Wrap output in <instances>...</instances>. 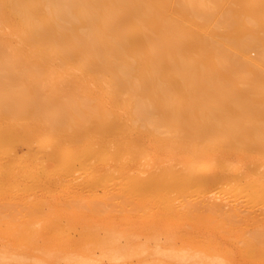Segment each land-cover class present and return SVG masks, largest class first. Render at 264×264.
<instances>
[{
  "label": "bare ground",
  "instance_id": "1",
  "mask_svg": "<svg viewBox=\"0 0 264 264\" xmlns=\"http://www.w3.org/2000/svg\"><path fill=\"white\" fill-rule=\"evenodd\" d=\"M0 264H264V0H0Z\"/></svg>",
  "mask_w": 264,
  "mask_h": 264
},
{
  "label": "rangeland",
  "instance_id": "2",
  "mask_svg": "<svg viewBox=\"0 0 264 264\" xmlns=\"http://www.w3.org/2000/svg\"><path fill=\"white\" fill-rule=\"evenodd\" d=\"M250 54L252 57H255L257 55V50L251 49ZM22 152L23 151H21V153ZM229 163H230L229 165H232L233 164L232 160H229ZM219 164H220L219 161H216V163L213 165V169L216 170V168L218 167ZM252 166L255 167L254 164H252L250 166V168ZM213 169L210 168L206 172H212ZM251 169L254 170V169H256V167L254 169L253 168H251ZM254 171L256 172L257 170H254ZM235 172L240 173V171H235ZM241 173H242V171H241ZM249 177H254V175H251ZM217 186H215V187L212 186V187H214V189L217 188V189L221 190V188H220L221 186H219V188ZM145 217H146V215H144V216L137 215V220L136 221L134 220L131 223V225L129 226V228L126 232L131 233V234H136L138 236V238H140L143 243L147 242V243H145L146 247H144V249H138L140 252L137 253L136 256L137 255H143V256H147V257H151V258L152 257H154V258L160 257L161 253L159 251H157L156 249H158L161 246L162 241L166 238V236H168V235H175L176 236V235L180 234V230L175 228L174 224L169 222V221H161V222H158L155 224H151V223L146 224L144 221L145 219H143ZM166 250H168V249H166ZM166 253H170V252L166 251ZM168 256H172V255H168Z\"/></svg>",
  "mask_w": 264,
  "mask_h": 264
}]
</instances>
